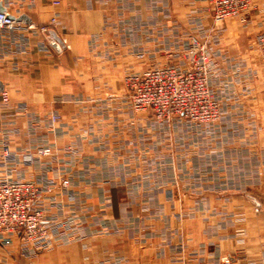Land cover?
I'll return each instance as SVG.
<instances>
[{"label": "crops", "instance_id": "0c3cea01", "mask_svg": "<svg viewBox=\"0 0 264 264\" xmlns=\"http://www.w3.org/2000/svg\"><path fill=\"white\" fill-rule=\"evenodd\" d=\"M16 1L13 13L35 23L57 16L66 48L47 55L33 37L29 55L0 65V92L10 93L7 104L0 96V178L65 173L73 197L55 191L48 213L73 217L83 236H55L35 261L0 264H264V0L247 22L218 25L208 0ZM194 31L211 34V91L233 112L218 125L174 119L169 134L133 111L123 78L170 52L184 66ZM247 83L250 98L238 99ZM38 148L52 153L23 160Z\"/></svg>", "mask_w": 264, "mask_h": 264}, {"label": "built area", "instance_id": "2783aa9c", "mask_svg": "<svg viewBox=\"0 0 264 264\" xmlns=\"http://www.w3.org/2000/svg\"><path fill=\"white\" fill-rule=\"evenodd\" d=\"M30 2L33 3V0ZM252 3L253 0H210L217 21L237 18L244 23L249 19ZM53 4L58 7L61 2L54 0ZM0 5L5 8L0 11V65L7 57L29 55L33 37L40 39L38 48L47 55L58 53L51 46L50 40L57 42L60 52L66 48L65 40L59 41L57 37V16H52L48 22L41 24L26 22L18 20L21 15L13 13L17 5L16 0H0ZM257 42L264 62V33L259 35ZM194 50H191L189 56V62L194 66L192 70L183 72L176 67L166 66L124 78L125 85L131 90L132 104L137 111L153 109L155 112L157 104H160L166 110L165 114L158 113L157 117L162 120L169 121L178 115H183L195 123H208L219 119L221 108L214 101L208 82L211 47L203 45L198 57ZM1 99L4 103L10 101L6 91L1 93ZM53 117L54 121L60 120L58 114ZM51 153L50 148H40L35 154L24 155L23 160L32 162L39 155ZM1 156L3 160L13 159L6 142L2 143ZM40 193L41 189L34 180L21 181L8 176L0 180V243L2 240L10 241L12 233L20 234L25 241L22 247L24 252L32 255L45 249L58 229L64 234L71 231L72 223L68 219L56 221L46 217L44 207L39 202ZM70 239L75 238L70 236Z\"/></svg>", "mask_w": 264, "mask_h": 264}, {"label": "rangeland", "instance_id": "374dc122", "mask_svg": "<svg viewBox=\"0 0 264 264\" xmlns=\"http://www.w3.org/2000/svg\"><path fill=\"white\" fill-rule=\"evenodd\" d=\"M252 6H253V3H252ZM206 10L211 12L212 13V16H213V23L214 25H218L219 23H222L228 19H232V18H228V19H225L223 21H217L216 18L214 17V12L212 11L211 9V5H210V0H208V5L206 7ZM57 32V31H56ZM264 32H262L261 34H263ZM259 34V35H261ZM259 37V36H258ZM59 38V37H58ZM184 38L186 39L185 40V43H184V46L183 48L181 49V55L185 61V64L184 66H180V65H176L174 63V61L172 60V55L173 53H169L167 55V58H163L161 59L160 62H153V63H150L148 65H146V67L140 71V72H143V71H146V70H150V69H153V68H161V67H166V66H173V67H176L178 69H181L183 72H186L188 69H193V65L191 64V62H189V56H190V52L191 50H193V48L195 49L194 50V53L196 54V57H198L200 55V53L202 51L201 48L203 45H207L208 47H211V55L213 57V54L215 53V50H214V46H213V43H212V38H211V34H207L206 36H200L197 32H190L189 34L187 35H184ZM59 41H61V38H59ZM259 48V46H258ZM261 48H259V52H260V62L264 64V62L262 61L261 59V51H260ZM64 51V49L62 50V52ZM62 52L58 53V54H61ZM56 53V52H55ZM140 58H145V54H139L138 55ZM212 59V58H211ZM211 64V63H210ZM210 66V65H209ZM135 73H138V72H129L128 74H126L124 76V78L128 75H134ZM209 78H208V82H209V88L211 90V86H210V79H211V75H210V71H209ZM124 78H123V82H124ZM125 85V83H124ZM125 88L127 89V96H128V100H129V103L131 104V107L133 109L134 112L136 113H147L149 114L150 116H152L155 120L159 121V122H162V123H166L167 124V130L170 133H172V121L174 119H177V118H181V119H185V120H188L190 123H192L193 125H197V126H201V125H208V124H216L218 125L225 113H232L233 111L228 108L226 110L223 109V106H222V103L217 100L215 98V95L213 94V92L211 91V94L213 96V99L215 102H217L221 108V114H220V117L218 120L214 121V122H208V123H195V122H192L190 121L189 119H187L185 116L183 115H178V116H174V118L172 117L169 121L168 120H162L161 118L157 117L158 116V113H166V110L165 108L162 106H160V104H157V110H154L153 109H148V110H139L137 111L134 106H133V102H132V97H131V90H128L127 86L125 85ZM237 90V91H236ZM3 91H6L9 95V98H10V93L7 89H3L1 90L0 92V96H1V93ZM251 86L249 85V83H247L246 85H242L239 89H235V93L236 95L238 96V99H249L250 96H251ZM236 96V97H237ZM3 102V101H2ZM10 102V101H9ZM8 102V103H9ZM233 102V99L232 100H229L227 101V104ZM4 103V102H3ZM4 104H7V103H4ZM198 109L200 111V113L202 112V109H201V106L199 105L198 106ZM252 110L250 109H246L244 112L245 113H251ZM57 113H54L53 115H55ZM59 115V114H58ZM54 117H52L53 119ZM54 121V120H53ZM56 122V121H54ZM40 124H36L35 128H39V126H37ZM7 143V142H6ZM237 143V142H236ZM216 144V143H215ZM220 144V143H219ZM239 145L235 144L232 148H236L238 147ZM217 147H219V149L222 148V146H219L217 144ZM241 147V146H240ZM40 149V148H38ZM38 149L35 151V153H37ZM12 154V153H11ZM13 155V154H12ZM14 156V155H13ZM40 156L39 155L37 157V160H40ZM5 162H8L10 160H4ZM27 162V161H25ZM8 176V178H13V179H16V180H21V181H25V180H30V179H24V178H21V179H18V178H15L14 175L12 174L11 170L8 171L5 175L1 176L0 180L3 179V178H6ZM44 177L42 179H33L34 182H36L37 186L41 189V193H40V198H39V202L41 203V206H43L44 208V213H46V217H49V219H55L56 221H63L65 219H68L71 223H72V229L71 231L67 234H64V233H60L58 229L56 231V233H54V235L51 236L50 238V241L51 239H53L55 236H63L65 237L69 242H73V241H77L78 239L80 240L81 237L83 236L82 232L80 229H78L76 227V222L74 220L73 217H65V216H61V215H51L48 213V208H47V205H46V199L47 197H49L51 194L55 193V191H59L58 192V195L59 196H67V197H73L72 196V193H71V184H70V180L69 178L67 177V175L65 173H62L61 175H58V178H54L55 175H43ZM51 176V177H50ZM140 177L142 179H148L147 177H145V175H141L140 174ZM50 188V189H49ZM179 192V191H178ZM55 199V198H53ZM52 201H55V200H52ZM52 206H55L53 205V202L51 203ZM257 212L259 211V208L257 207L255 209ZM163 213H166L165 211H162ZM11 236V240L10 241H6V240H2L1 243H0V260L2 261V258L3 259H6L7 261H18L19 260H25L23 258H28L32 261H35L38 257H39V254H41L43 251L47 250L49 247H50V243L49 245L43 249L41 252H36L32 255L30 254H26L23 250V246L25 244V241L23 239V237L20 235V234H16V233H12L10 234ZM70 236H73L75 239H70ZM8 258V259H7ZM10 258V259H9ZM4 261V260H3ZM5 261V263L7 262ZM228 262V260L226 261V263ZM3 263V262H2Z\"/></svg>", "mask_w": 264, "mask_h": 264}, {"label": "water", "instance_id": "95a60500", "mask_svg": "<svg viewBox=\"0 0 264 264\" xmlns=\"http://www.w3.org/2000/svg\"><path fill=\"white\" fill-rule=\"evenodd\" d=\"M5 8L3 6H0V11H4ZM18 20H23L26 22H30L31 19L27 16V15H21ZM50 44L51 46L59 53L61 51V49L59 47H57V42L55 40H50ZM2 89V86L0 87Z\"/></svg>", "mask_w": 264, "mask_h": 264}]
</instances>
